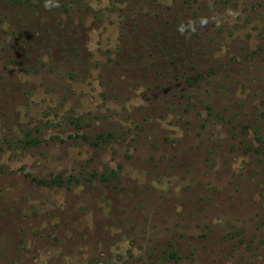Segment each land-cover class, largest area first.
<instances>
[{
	"label": "rangeland",
	"instance_id": "obj_1",
	"mask_svg": "<svg viewBox=\"0 0 264 264\" xmlns=\"http://www.w3.org/2000/svg\"><path fill=\"white\" fill-rule=\"evenodd\" d=\"M0 264H264V0H0Z\"/></svg>",
	"mask_w": 264,
	"mask_h": 264
},
{
	"label": "trees",
	"instance_id": "obj_2",
	"mask_svg": "<svg viewBox=\"0 0 264 264\" xmlns=\"http://www.w3.org/2000/svg\"><path fill=\"white\" fill-rule=\"evenodd\" d=\"M40 182H42L43 184H46V185L51 184V182L46 181V180H41Z\"/></svg>",
	"mask_w": 264,
	"mask_h": 264
}]
</instances>
